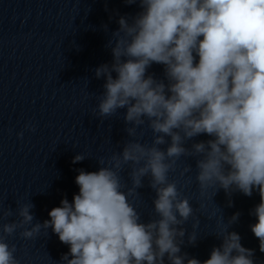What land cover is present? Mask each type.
<instances>
[{
	"label": "clouds",
	"instance_id": "clouds-1",
	"mask_svg": "<svg viewBox=\"0 0 264 264\" xmlns=\"http://www.w3.org/2000/svg\"><path fill=\"white\" fill-rule=\"evenodd\" d=\"M125 2L138 3L141 11L131 21L118 19L115 41L106 45L113 62L94 70L96 78H106L96 111L107 118L126 108L124 121L133 125L125 129L128 135L147 121L154 133L152 146L128 142L107 165L99 160L98 171L78 169L79 192L73 201L62 199L49 211L50 220L21 236L32 238L41 228H51L69 246L61 257L64 264H164L165 254L171 264H254V250L242 246L234 231L221 235L222 244L203 262L180 255L183 240L178 237L185 230L177 226L193 215V207L168 173L176 159L195 153L201 157L196 161L201 192L222 188L251 196L257 190L260 203L252 213L257 222L250 227L264 252V0ZM153 63L164 66L167 84L146 75ZM201 134L212 139L193 143L191 152L183 146ZM165 136L171 138L166 151L158 147L166 143ZM85 158L77 154L72 163ZM129 163L132 187L125 192L120 172ZM146 176L156 192L159 219L143 223L128 197L138 194ZM32 207L22 205V219L4 224L3 233L10 236L31 224ZM238 217L236 213L230 221ZM5 235H0V264H18L15 245L9 247ZM195 240L191 234L189 242Z\"/></svg>",
	"mask_w": 264,
	"mask_h": 264
}]
</instances>
